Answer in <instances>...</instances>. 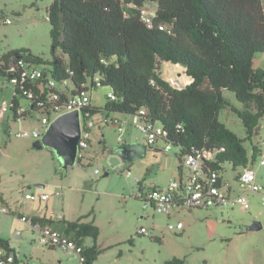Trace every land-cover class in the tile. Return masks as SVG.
<instances>
[{
  "label": "trees",
  "instance_id": "trees-1",
  "mask_svg": "<svg viewBox=\"0 0 264 264\" xmlns=\"http://www.w3.org/2000/svg\"><path fill=\"white\" fill-rule=\"evenodd\" d=\"M147 4L156 6L151 26L143 20ZM47 20L50 59L25 48L0 58V78L10 84L20 76L19 61L43 68V79L14 85L10 108L14 120L32 118L42 110L52 116L69 97L108 88L104 107L91 103L84 110L85 120L129 117L144 110V118L159 123L165 140L179 150L175 155L180 165L194 149L215 153L206 163L213 170L224 171L222 166L227 165L237 172L256 164L261 144L254 139L264 119V68L257 67L255 58L264 54V0H53ZM162 63L185 65L192 82L174 88L162 77ZM48 78L56 85H48ZM227 92L242 108L231 105ZM21 101L27 103L22 116L17 112ZM227 108L241 120L246 137L220 121ZM32 219L42 225L54 223ZM83 220L59 223L63 234L85 245L87 264H95L103 253L96 244L100 228ZM86 239L93 244L86 245ZM0 247L10 249L11 244L0 236ZM166 264L185 261L174 258Z\"/></svg>",
  "mask_w": 264,
  "mask_h": 264
},
{
  "label": "rangeland",
  "instance_id": "rangeland-1",
  "mask_svg": "<svg viewBox=\"0 0 264 264\" xmlns=\"http://www.w3.org/2000/svg\"><path fill=\"white\" fill-rule=\"evenodd\" d=\"M53 0H0V12L4 19L13 20L8 26L0 25V58L9 51L30 49L34 55L51 58L50 25L47 9ZM146 16L156 11L155 5L147 4ZM255 64L264 68V54L257 55ZM43 69L42 67H39ZM162 77L167 81H177L184 87L187 82L185 68L172 63H162ZM182 73L181 76L178 73ZM185 75H184V74ZM0 104L11 103L14 85L0 78ZM110 90L100 88L88 94L95 107H104ZM233 107L242 108L233 93H226ZM26 106L25 101H21ZM42 113L32 118L16 121L8 113L0 122V194L8 202L11 213L0 212V236L14 242L15 233L23 226V245H28L37 264H46L49 258L64 260L68 256L59 250L50 251L42 246L38 233L25 226L19 213L27 214L28 204L25 195L48 194L49 200L39 207H48L55 212L54 219L60 214L65 220L75 221L84 217V222L94 221L100 228L96 242L103 250L96 264H166L174 258L185 264H264V208L260 198L251 199V209H211L182 210L168 216L156 213L152 207L137 200L135 178L148 183L166 186L174 176L177 178L179 160L174 148L170 153H155L148 150L145 159L127 163L117 152L125 144L144 143L145 135L131 124L127 127L124 141H118V134L112 125H107L102 118H95L92 147L83 166L75 165L64 170L61 161L50 149H35V139L18 137L25 131L40 129L42 135ZM57 117H53V122ZM220 121L237 136L244 138L246 132L241 120L230 108L220 114ZM262 134L264 139L263 120ZM260 137L254 143H260ZM245 146L251 151L250 144ZM255 168L259 175H264V167ZM99 169L100 174L94 175ZM230 167L226 165L228 174ZM130 170V172H128ZM45 185L40 190L36 185ZM31 187L30 190L27 188ZM251 195H249L250 198ZM0 204V210L2 209ZM233 211V212H232ZM183 222L181 232H172L169 224ZM259 221L261 230L248 232L247 228ZM54 229L63 233L61 223H55ZM146 228L149 235L140 234ZM88 243L93 244L89 239ZM12 248L21 253L19 246Z\"/></svg>",
  "mask_w": 264,
  "mask_h": 264
},
{
  "label": "built area",
  "instance_id": "built-area-1",
  "mask_svg": "<svg viewBox=\"0 0 264 264\" xmlns=\"http://www.w3.org/2000/svg\"><path fill=\"white\" fill-rule=\"evenodd\" d=\"M153 14V13H152ZM151 14V15H152ZM143 20L151 26V17L146 16V11H143ZM13 23L11 19H4L0 15V25L8 26ZM163 29V27H160ZM21 72L19 78L11 80L12 85L24 83L26 81H37L44 78L43 70L39 67H33L19 61ZM172 86L177 89H182L183 86L177 81H170ZM48 85L55 86V81L48 78ZM1 88V85H0ZM28 99L33 98L32 93H27ZM109 98L114 99L113 94H109ZM59 96L54 95V100H58ZM91 104V98L88 93H82L77 96H71L63 108L57 109L52 116H49L45 110H42V120L44 130H47L53 117H60L61 115L79 112L81 118V137L79 141L77 163L81 166V162L86 161V155L90 149V140H92V131L95 129V121L85 120L86 110ZM42 105V103H41ZM11 103L3 101L0 104V122H2L6 115L10 113ZM27 111V108L21 106L18 109V115L22 116ZM146 112L141 110L138 114L129 117L114 115L111 117H104L103 121L111 124L117 131L118 141H124V135L127 127L131 124L136 130L145 135L144 144L148 148L154 149L156 152L170 153L175 147L165 140L166 132L163 127L152 120L145 119ZM22 120L18 119L17 121ZM46 132V131H45ZM18 137L32 138L40 140L42 132L36 129L32 132L25 131L18 134ZM178 152L179 150L176 149ZM222 151H225L222 148ZM215 153L204 150H192L190 154L182 157L180 172L177 178H172L164 187L149 184L144 179L135 178L137 183V192L135 198L141 202L152 206L153 210L158 214H163L170 217L173 214L179 213L182 210H211V209H241L243 212H249L251 209V201L249 195H257L260 198L262 207L264 208V175L258 179L257 172L254 165H249L245 168L233 172L229 169L230 174L225 168L224 171L213 170L206 167V163L212 160ZM259 166L264 167V143H261V153L257 160ZM100 174L99 169L94 170V175ZM26 199L35 201L40 198L42 201L48 199L47 194H26ZM2 214L10 213L6 207L0 210ZM21 220L25 222L32 230L38 233L39 241L42 246L48 249L59 250L69 257L77 259V264H87V258L84 254L85 245L78 244L72 238L61 233L47 225H42L35 222L31 218L22 217ZM168 229L174 233L181 232L184 229L183 222L177 224H169ZM140 234L149 235L146 228H141ZM0 264H37L21 253L15 251L12 247L10 249L0 247Z\"/></svg>",
  "mask_w": 264,
  "mask_h": 264
},
{
  "label": "water",
  "instance_id": "water-1",
  "mask_svg": "<svg viewBox=\"0 0 264 264\" xmlns=\"http://www.w3.org/2000/svg\"><path fill=\"white\" fill-rule=\"evenodd\" d=\"M186 68L185 65H181ZM81 137V118L80 113L75 111L61 115L56 118L37 140L33 147L35 149L48 148L52 150L57 158L61 161L62 168L67 170L69 167L78 165L77 153L79 141ZM117 152L127 163L145 159L147 155V146L144 143L125 144L117 148ZM40 190L44 189V185H36ZM28 190L31 187L27 188ZM262 225L259 221H254L248 228V232H256L261 230ZM17 239V235L14 236Z\"/></svg>",
  "mask_w": 264,
  "mask_h": 264
},
{
  "label": "crops",
  "instance_id": "crops-1",
  "mask_svg": "<svg viewBox=\"0 0 264 264\" xmlns=\"http://www.w3.org/2000/svg\"><path fill=\"white\" fill-rule=\"evenodd\" d=\"M184 74V73H183ZM186 74V73H185ZM184 74V75H185ZM178 75L179 76H181V78L183 77L182 76V73H178ZM187 78V82L186 83H184V86H186V85H188V84H190L191 82H192V79L190 78V77H188L187 75H186V77H184L183 78V80H185ZM165 79V78H164ZM91 98V97H90ZM91 103H92V98H91ZM93 105V104H92ZM262 123V122H261ZM263 124H264V119H263ZM261 128H263V125H261ZM260 128V129H261ZM260 134H262V129L260 130ZM259 137H260V140L262 139V142L260 141V144L262 143H264V139L262 138V136H260L259 135ZM92 138H93V134H92ZM92 147V146H91ZM160 150L161 149H159V152H156L155 151V153H161L160 152ZM180 167H181V165L179 164V167H178V172H177V176L179 175V172H180ZM259 167H261V166H259ZM254 168H255V166H254ZM255 170H256V168H255ZM256 172H257V170H256ZM257 177H258V179H260L261 177H262V175H259L258 174V172H257ZM172 178H174V176H172ZM172 178H170V179H172ZM144 180L148 183V181L146 180V178H144ZM168 183V182H167ZM149 184H154V183H149ZM40 185V184H39ZM155 185H158V186H161V187H164V186H162V185H159V184H155ZM45 185H44V189H45ZM43 189V190H44ZM41 194H46V193H41ZM40 195V194H39ZM48 195V194H47ZM252 198H259V196H257V195H251L250 196V201H251V199ZM3 199V204H1L2 206H8L9 204H8V202L4 199V198H2ZM28 200V199H27ZM49 200V197H48V199L46 200V201H48ZM44 201H42L40 198H38V199H36L35 201H28V204L25 206V209H26V212H27V214H23L22 212L21 213H19L18 214V216L20 217V219L22 218V217H27V218H47V219H50V220H52V221H54V223L53 224H51V225H49L50 227H52L53 228V225L55 224V223H59L61 220H63V219H65L64 218V215H62V214H60L59 216H57L55 219H54V216H55V212H54V210L53 211H49V209H48V207L47 206H45V208H42V207H39V204H40V206H41V204L43 203ZM145 205H149V204H147V203H144ZM150 207H152L151 205H149ZM7 208V207H6ZM235 210V209H234ZM242 211V210H241ZM233 212V211H232ZM10 213H11V211H10ZM172 217V216H171ZM170 217V218H171ZM23 222V221H22ZM24 224H25V226H28L25 222H23ZM48 226V225H47ZM18 229H20V230H18L16 233H15V235H17V239H15V238H13L14 239V242H10L9 240V242H10V244H11V247L13 246V244L14 245H16V246H19V248H20V251H21V254L23 255V256H25L27 259H29V260H31V261H33V262H35L33 259V254L32 255H28V253H29V251H32L30 248H29V246L28 245H23L20 241L23 239V234H24V231H22V229H23V226L21 227V228H18ZM14 235V236H15ZM2 238H4V237H2ZM5 239V238H4ZM89 239H86L85 240V244L86 245H92V242L91 243H88L87 241H88ZM48 250H50V249H48ZM50 251H54V250H50ZM62 263V264H77V259L76 258H73V257H67V258H65L64 260H53L52 258H49L48 259V262L46 263V264H57V263ZM97 263V262H96ZM95 263V264H96Z\"/></svg>",
  "mask_w": 264,
  "mask_h": 264
}]
</instances>
